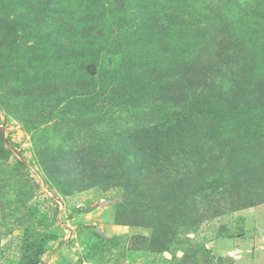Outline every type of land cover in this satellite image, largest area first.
<instances>
[{"label":"trees","instance_id":"16d2710c","mask_svg":"<svg viewBox=\"0 0 264 264\" xmlns=\"http://www.w3.org/2000/svg\"><path fill=\"white\" fill-rule=\"evenodd\" d=\"M4 1L0 0V71L10 66V72H16L11 78L20 72L29 77L31 72L36 82L8 86L10 90L0 82V105L10 113L11 92L15 101L25 98L28 107L36 99L54 101L40 114L30 109L18 119L35 138L39 163L58 191L70 195L93 187L120 189L118 198L124 206L118 222L149 227L156 240L172 233L169 229L191 228L264 202V58L260 69L252 68L254 61L247 59L251 53L242 58L240 35V26L249 27L255 13L264 12V0H151L156 3L152 6L147 1L149 10L163 3L198 20L191 29L190 24L170 28L169 23L150 25V20H142L137 31H143V39L122 37L113 28L111 8L124 11L127 0H85L82 14L67 21L66 8L52 0H46L47 5L42 0ZM38 7L42 16L30 17L40 11ZM233 15L241 16L232 20ZM258 17L255 31L260 33L264 29L258 27ZM27 28L36 35L27 48L38 47L39 52L22 67L10 55L16 60L19 32ZM58 30L70 33L67 43H62ZM94 42L105 47L107 55L97 76L88 70L97 64L88 52ZM139 45L147 49L144 57L153 64L149 67L153 76L134 100L146 101L151 95L165 117L133 131L112 128L122 111L116 109L114 81L121 67L131 68L124 62L126 55L141 53L135 49ZM52 51L68 56L63 80L51 77L53 69L47 63ZM106 74L109 83L100 81ZM4 77L0 75V81ZM137 78L145 76L140 73ZM171 106L179 110L168 112ZM187 123L194 128H187ZM62 126L67 132L61 142L49 146L39 142L37 137ZM84 131L95 133L94 138L81 146L70 145L71 134ZM184 155L193 164H182L179 157Z\"/></svg>","mask_w":264,"mask_h":264},{"label":"rangeland","instance_id":"374dc122","mask_svg":"<svg viewBox=\"0 0 264 264\" xmlns=\"http://www.w3.org/2000/svg\"><path fill=\"white\" fill-rule=\"evenodd\" d=\"M42 1L47 3L46 0ZM52 1L66 8L68 14L64 15L65 21L77 19L86 2ZM147 1L150 6L156 4L151 0H127L128 6L121 12L117 6H112L111 18L115 22L111 21L116 34L143 39V31L137 29L145 19L150 20V25L152 22L169 23L170 28L184 23L186 26L190 24V28H187L191 29L197 23L198 19L194 15L183 16L180 9L169 8L163 3L157 2L158 7L149 10ZM52 5L54 6L53 3ZM230 5L234 6V3L231 2ZM38 8L40 11L30 17L42 16L41 8ZM233 14H238L234 8ZM255 15L260 16L258 27L264 29V12ZM239 16L233 15L232 20L240 19ZM257 16L254 17V22L248 24L249 27L240 26L242 58L251 53L247 59L254 61V69L261 68L264 58V31H255ZM152 18L155 20H151ZM150 25L147 34L151 30ZM20 27L23 28L24 24ZM64 29L67 30L66 27ZM66 30H58L62 32H59L60 36L57 34L64 44L70 34ZM19 33L21 46L16 60H13L12 55L10 57L24 67L29 64V57L38 56L39 50L38 47L27 48L31 44L30 40L36 36L32 30L27 28ZM184 45H179V50ZM143 46L135 47L141 53L126 55L124 62H129L131 68L121 67L118 79L114 81L118 83V89L114 92L118 107H115L122 111L117 115V124L110 126L112 128L116 126L133 131L144 123H161V119L165 117L162 108L159 109L150 99L151 95L146 101L134 100L141 97L143 85L153 76L149 71L153 64L144 57L147 49ZM88 47V52L93 53V58L97 61L88 70L93 76H97L100 67L107 62V55H104L106 49L101 48L97 42ZM56 48L59 50L61 47ZM128 50L133 48L129 47ZM8 53L9 50L4 52L5 55ZM51 56L47 63L53 69L51 77L63 80L68 56H59L54 51ZM6 60L7 57L4 60L7 64ZM10 69L8 66L0 71V75H5L0 82L7 87L36 82L31 72L30 78L23 77L22 72L11 78L9 75L16 72H10ZM16 69L14 67L13 71ZM140 73H143L145 79L138 80L137 75ZM110 78L106 74L100 81L109 83ZM11 93L10 113L0 105V264H264V202L203 220L191 228L173 227L175 230L169 229L172 233L156 240L149 227L118 222L117 214L124 206L122 198H118L123 192L120 189L93 187L70 195L62 194L47 179L36 154V140L18 119L20 114L30 109L40 114L43 107L45 110L49 109L54 101L36 99L33 107H28L25 98L15 101ZM177 110L179 107L171 106L170 110L167 109L173 113ZM187 128L193 129L194 125L187 123ZM103 129L106 130V127ZM65 132L66 128L62 126L60 130L37 138L41 144L49 146L54 142H61ZM94 136L95 133L92 132H73L70 145L81 146ZM208 146L206 143L204 151ZM182 157H179L182 164V161L193 164L192 159L187 160L188 156ZM179 167L181 170L182 165ZM108 201L109 204L106 203Z\"/></svg>","mask_w":264,"mask_h":264},{"label":"water","instance_id":"95a60500","mask_svg":"<svg viewBox=\"0 0 264 264\" xmlns=\"http://www.w3.org/2000/svg\"><path fill=\"white\" fill-rule=\"evenodd\" d=\"M107 204H109L110 203V201H108V202H106ZM104 205V204H103Z\"/></svg>","mask_w":264,"mask_h":264}]
</instances>
